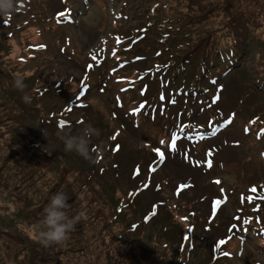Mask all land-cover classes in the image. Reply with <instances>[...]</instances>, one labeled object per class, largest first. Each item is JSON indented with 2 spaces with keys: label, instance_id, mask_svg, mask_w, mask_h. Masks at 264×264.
<instances>
[{
  "label": "rangeland",
  "instance_id": "374dc122",
  "mask_svg": "<svg viewBox=\"0 0 264 264\" xmlns=\"http://www.w3.org/2000/svg\"><path fill=\"white\" fill-rule=\"evenodd\" d=\"M114 1L19 0L0 16V264H264V232L244 233L251 214L235 219L246 194L264 223V0ZM188 17L200 26L185 39ZM232 22L252 28L234 69L186 56L208 33L206 46L221 44ZM86 124L100 131L92 160L57 135ZM170 138L161 162L154 149ZM57 191L75 224L45 247L36 225Z\"/></svg>",
  "mask_w": 264,
  "mask_h": 264
},
{
  "label": "clouds",
  "instance_id": "9594fccd",
  "mask_svg": "<svg viewBox=\"0 0 264 264\" xmlns=\"http://www.w3.org/2000/svg\"><path fill=\"white\" fill-rule=\"evenodd\" d=\"M16 8V0H0V16H9ZM13 87L23 92L26 85L23 79L17 75L13 80ZM24 103L30 102L26 94L21 96ZM63 132V134H61ZM58 138L62 141L63 150L75 152L85 160H92L90 145L94 137L100 135L99 129L91 124L83 126L78 133L58 131ZM68 198L63 191L52 194L42 210V218L36 225L37 238L39 242L49 247L58 245L68 238L74 228L75 218L67 213Z\"/></svg>",
  "mask_w": 264,
  "mask_h": 264
},
{
  "label": "trees",
  "instance_id": "16d2710c",
  "mask_svg": "<svg viewBox=\"0 0 264 264\" xmlns=\"http://www.w3.org/2000/svg\"><path fill=\"white\" fill-rule=\"evenodd\" d=\"M196 3V0H193ZM192 3L191 7L197 6V3ZM191 22V23H190ZM198 24L200 26V23H198L195 18L188 17V21H186V31L184 33L185 39L190 36H195L197 33L193 30V24ZM253 26V25H250ZM256 27V26H255ZM251 27L243 26L241 24L236 23H229L226 26V34L225 37L220 39V43H215V39L212 40L213 46H206V44L209 42V33L207 34V40L205 38H201L196 45H193L191 50H189L186 53V56H194L196 57L193 60H196L198 57L199 65L204 66V68H216V70L224 67H231L233 63H236L237 59H239L242 55L246 56L245 53H241L243 51V44L246 41L247 38H250L252 36ZM182 31V30H181ZM224 33V31H223ZM222 33V34H223ZM222 34L220 36H222ZM219 36V37H220ZM231 40L230 43H227V41ZM225 42V43H224ZM187 44V41L185 42ZM189 45V43L187 44ZM192 58V57H191ZM226 65L222 66L225 62ZM239 62V61H238ZM13 257L16 258V253H13ZM20 257V256H19Z\"/></svg>",
  "mask_w": 264,
  "mask_h": 264
},
{
  "label": "snow or ice",
  "instance_id": "6c2138e0",
  "mask_svg": "<svg viewBox=\"0 0 264 264\" xmlns=\"http://www.w3.org/2000/svg\"><path fill=\"white\" fill-rule=\"evenodd\" d=\"M60 15H61V16H64V15H66V14H65V13H60ZM117 39L119 40V38H117ZM40 47H43V45H41ZM93 59L95 60L96 57L93 56ZM81 95H83V93H81ZM217 99H218V97H217ZM60 123H61V125L63 126L64 121H61ZM228 123H231V120H229ZM253 123L255 124L256 121H253ZM262 135H264V134H262ZM113 139H115V137H113ZM161 143H163V141H162ZM172 147H173V149H175L176 145L173 144ZM154 152L156 153V156L159 157V159H160L161 162L165 159L166 153H165V152H162L159 148H155V149H154ZM209 166H211V165H209ZM153 171H154V169H153ZM138 174H139V169H137V175H138ZM215 183L219 184L220 181H215ZM188 186H189V185H181L180 188L183 189V188L188 187ZM251 191H252V192H256L257 189H256V188H252ZM219 203H220V200H217V201L215 202V205H219ZM215 205H214V207H213V214H215ZM237 219H239V218H237ZM250 222H251V221H246V223H250ZM185 238L187 239V237H185ZM224 243H226V241H224V240L219 241V244L217 245V247H219L220 245H222V244H224ZM224 255H229V253H224Z\"/></svg>",
  "mask_w": 264,
  "mask_h": 264
},
{
  "label": "bare ground",
  "instance_id": "6f19581e",
  "mask_svg": "<svg viewBox=\"0 0 264 264\" xmlns=\"http://www.w3.org/2000/svg\"><path fill=\"white\" fill-rule=\"evenodd\" d=\"M92 12L95 13L94 10ZM95 15H96V13H95ZM80 30L82 32L83 37L86 39V41L90 42V44L95 42L96 36H95V32L93 31L92 28L88 27L87 25H83L80 27ZM14 49L16 50V48H14Z\"/></svg>",
  "mask_w": 264,
  "mask_h": 264
}]
</instances>
